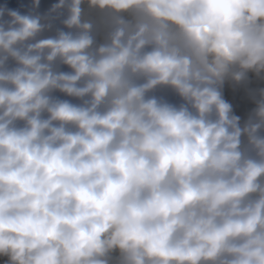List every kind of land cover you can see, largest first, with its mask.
Wrapping results in <instances>:
<instances>
[{"label":"clouds","instance_id":"1","mask_svg":"<svg viewBox=\"0 0 264 264\" xmlns=\"http://www.w3.org/2000/svg\"><path fill=\"white\" fill-rule=\"evenodd\" d=\"M0 264H264V0H0Z\"/></svg>","mask_w":264,"mask_h":264}]
</instances>
